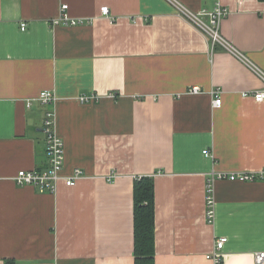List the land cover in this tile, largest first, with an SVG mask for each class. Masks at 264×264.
I'll return each mask as SVG.
<instances>
[{"label": "crops", "instance_id": "crops-1", "mask_svg": "<svg viewBox=\"0 0 264 264\" xmlns=\"http://www.w3.org/2000/svg\"><path fill=\"white\" fill-rule=\"evenodd\" d=\"M176 1L193 12L214 4ZM221 3L223 39L264 72V2ZM63 5L89 22L53 25ZM262 88L168 0H0V264H134L133 185L143 176L154 183L155 264H214L205 257L220 237L221 264H254L264 180H216L212 223L206 185L220 172L264 171V101L241 96ZM42 91L54 105L37 101ZM87 95L98 102H78ZM46 110L62 175L84 173L53 193L13 181L46 168Z\"/></svg>", "mask_w": 264, "mask_h": 264}, {"label": "built area", "instance_id": "built-area-1", "mask_svg": "<svg viewBox=\"0 0 264 264\" xmlns=\"http://www.w3.org/2000/svg\"><path fill=\"white\" fill-rule=\"evenodd\" d=\"M176 9L178 14L191 23L200 33L211 40V45L221 46L223 49L234 55L239 61H241L246 67H248L263 83V88L256 91L242 92V97H251L256 102L264 101V72L253 64L244 54L235 50L220 34V25L222 19L227 15V11L223 8L221 0H213V8L201 9L200 11L193 12L183 6L176 0H168ZM67 6L63 5L61 15L58 19H55L53 25H68L79 26L88 23V20L84 19H70L67 14ZM100 15L109 16V8L107 6L100 8ZM25 29V25H21V30ZM198 87L190 89V93L197 94ZM57 98L49 91H42L37 97V101L44 106H52L55 104ZM81 104L96 103L99 100L97 95L80 96L77 98ZM221 105V99L218 94H214L213 106L219 107ZM27 106H30V102H27ZM41 131L45 141V157L46 168L42 170H20L14 176L13 181L18 187L30 186L36 189L39 193H53L56 191L57 182L63 180L67 186H73L78 179L82 178L84 173L80 168H74L68 176H63L64 166V150L63 142L57 135L54 129V112L52 110H46L44 113ZM203 155L208 157L209 152L203 151ZM216 180H237L241 182H252L258 180H264V171L257 174L251 173H216L209 180L206 185V218L208 223H212L214 219V198H213V183ZM227 242L226 237H220L215 240L212 251L205 257L211 260L214 264L222 263V251ZM254 264H264V251L255 253Z\"/></svg>", "mask_w": 264, "mask_h": 264}, {"label": "trees", "instance_id": "trees-1", "mask_svg": "<svg viewBox=\"0 0 264 264\" xmlns=\"http://www.w3.org/2000/svg\"><path fill=\"white\" fill-rule=\"evenodd\" d=\"M264 2V0H261ZM155 196L151 176L139 177L133 185V254L134 264H155ZM2 264H15L12 259Z\"/></svg>", "mask_w": 264, "mask_h": 264}]
</instances>
